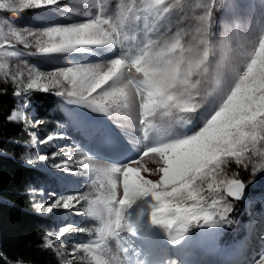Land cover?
<instances>
[{
  "label": "snow or ice",
  "instance_id": "obj_1",
  "mask_svg": "<svg viewBox=\"0 0 264 264\" xmlns=\"http://www.w3.org/2000/svg\"><path fill=\"white\" fill-rule=\"evenodd\" d=\"M82 3L87 7L79 13L85 18L80 22L39 30L11 24L5 30L7 22H0V49L23 45L25 49L34 47L40 55L72 57L71 66L30 71L27 82L12 76L14 94L21 98L23 107L29 106L32 91L46 93L56 88L55 94L66 96L68 103L107 118L97 120L69 111L70 124L84 141L74 139L71 147L82 158L51 164L78 178L86 173L74 169H85L97 180L102 178V197L52 192L55 199L40 202L38 210L45 215L59 209L78 213L77 205L87 202V214L103 222V242L62 243L71 245L73 253L82 249L88 264H177L176 260L151 258L153 248L161 254L166 252L160 233L175 247L182 244L192 227L216 229L231 225L233 204L226 197L242 201L247 184L264 173V164L253 161H264V29L237 60H222L210 71L217 0H204L197 6L202 9L195 17L193 38L197 46H186L179 32L171 37L159 32L154 23L170 18L182 0H119L114 13H109L106 0ZM92 8L96 11H90ZM29 9H48L61 15L74 11L63 8L61 0L0 3V10L20 13ZM2 54L16 57L18 52ZM85 56L96 59L85 60ZM8 76L5 72V82ZM64 84L68 87L62 88ZM8 120H25L20 106ZM32 122L41 123L35 119ZM112 126L118 133L112 131ZM62 138L66 139L67 134ZM53 139L49 135L41 143ZM63 154L58 151L53 155ZM145 157L153 158L158 167L147 168ZM47 160L37 155L28 158L27 163L36 165ZM233 162L245 169L252 166L249 181L236 173L228 175ZM43 171L55 185L73 186L67 177L49 173L46 168ZM145 172L159 179L146 178ZM259 178L264 180V175ZM134 205H139L140 211H130ZM72 231L86 229L72 222L62 223L57 239ZM124 233L140 240L147 250L129 246ZM50 235L44 236L43 246L47 249L53 248ZM109 240L116 241L123 258L111 254ZM253 264H264V251Z\"/></svg>",
  "mask_w": 264,
  "mask_h": 264
},
{
  "label": "rangeland",
  "instance_id": "obj_2",
  "mask_svg": "<svg viewBox=\"0 0 264 264\" xmlns=\"http://www.w3.org/2000/svg\"><path fill=\"white\" fill-rule=\"evenodd\" d=\"M8 0H0V3H7ZM105 2V0H101ZM119 0H106V6L109 13H114V5ZM219 6L214 12V24L212 28V37L210 39V71L215 67V64L221 62L231 63L237 60L248 48L252 41L256 40L259 36L261 29H264V0H217ZM204 3V0H182V5L170 14L169 17H165L162 20L155 21L156 29L159 32L166 33L169 37L175 36L176 33H181L182 41L186 46H197L198 41L194 40L195 36V17L201 14L202 9L197 7ZM61 5L65 9H73L74 11L65 12L64 14H55L48 9H29L23 12L17 13L7 10H0V22L6 21L5 30H7L8 24L15 27L25 28L29 27L35 30L42 29L50 25H66L73 22H80L84 17L79 13L84 10L86 5L82 3V0H61ZM90 11L95 12L96 9L92 8ZM150 24L153 21H149ZM141 28H143V21L140 22ZM227 26V27H225ZM5 51H16L18 55L16 57H7L2 53ZM85 60H94L96 58L85 56ZM72 64V57L61 54L52 55H40L36 52L34 47L25 49L23 45H16L15 48L0 49V86H5L16 91V84L12 81V76H16L18 80L27 82L29 72L32 70H40L44 72L54 71L59 68L68 67ZM8 72L9 76L7 82H5L4 73ZM68 85H62V88H67ZM58 89L50 88L48 93H51L58 100V106L61 111L67 116V124L58 130L54 135V140L51 143L35 142L40 149L32 157L37 155H43L48 157V160L38 161V167L47 169L49 173H58L59 175L67 177L68 180L73 181V186L70 188H61L55 185L52 180L48 185L42 186L40 189L34 190L37 196L38 205L40 202H49L51 199H55L50 193L55 192L56 195L66 194L68 192H75L77 194H88L90 199H96L102 197L104 193V187L101 186V180H97L96 177L87 172L85 169H74L78 172L86 173L85 177H76L71 174V171L61 172L58 169L52 168L51 164L61 163L63 160L76 161L81 159L71 147L73 141L79 133L72 127L69 121V111L85 113L89 117L97 120L107 121V118L102 114L93 113L87 108L79 107L78 105L70 104L67 102L66 96H57L55 93ZM16 101V108L18 106L25 113V120L28 125H35L34 112L30 106L23 107L21 105V98L13 95ZM14 109V110H15ZM112 131L118 133V129L112 126ZM67 134V138H62ZM142 135V133H141ZM84 143L83 139L80 140ZM65 153L61 156H55L56 152ZM254 163L257 165L264 164V161L260 158H253ZM144 165L150 169H156L158 164L153 161L151 157H145L143 161ZM70 169L72 165L69 166ZM237 167L245 169L243 166H237L234 162L231 164L228 175L236 173L238 175ZM248 176L246 179H242L247 182L252 177V166L249 165L246 169ZM146 178L152 180H158V175H152L147 172L143 173ZM259 175H264L260 173ZM257 177L254 183H248L247 199L243 202H239V213L234 220L235 231V243L229 249L221 248L217 245L216 235L213 229L199 228L197 234L192 236L188 234L185 240L180 246H171L164 234L160 233V238L166 245V252L161 254L158 248L152 249L151 258L166 259L172 256L173 253H181L182 247L195 248L196 252L201 255H205L207 259L206 264H253L258 259L259 254L264 251V215L256 218L251 210V205L264 201V180ZM49 178V177H48ZM240 178V177H239ZM50 179V178H49ZM96 183H93V181ZM44 185V184H43ZM87 189L86 192H80L79 188ZM226 199L233 203V200L226 197ZM211 198H209V203ZM88 204L86 201H81L80 205H77L79 212L76 210H54L53 213V228L50 231V238L54 242L55 247L61 256L62 264L66 261H73V264H88L87 257L82 249H77L73 253L72 246L62 241H71L73 244L80 243H102L100 231L103 228V222L87 214ZM130 211H140L139 205H134ZM245 213L249 218H244ZM63 217V220L60 218ZM72 222L78 227H84L85 232L72 231L70 234H66L65 237H58V227L62 223ZM202 222V221H201ZM203 223V222H202ZM155 231L159 232L158 229ZM126 238L129 246H141L142 251L147 250L142 242L137 238L132 237L128 233L123 234ZM110 245V252L113 255H117L123 258V253L120 251L119 246L115 240L108 241ZM186 251H189L186 249ZM248 252L249 255L245 254ZM196 256V255H194ZM195 257L189 259L188 262H182L179 260L178 264H193ZM228 259L229 262H226ZM167 260H170L167 259ZM176 260V259H175ZM219 261V262H217Z\"/></svg>",
  "mask_w": 264,
  "mask_h": 264
},
{
  "label": "trees",
  "instance_id": "obj_3",
  "mask_svg": "<svg viewBox=\"0 0 264 264\" xmlns=\"http://www.w3.org/2000/svg\"><path fill=\"white\" fill-rule=\"evenodd\" d=\"M13 95V89L0 86V264H62L54 242L52 249L43 246L44 236L53 228L54 216L39 212L38 195L34 193V190L48 185L51 179L43 168L28 164L27 159L40 149L35 142L53 136L67 124V118L54 95L32 91L29 102L33 119L41 123L31 127L23 121L11 122L8 116L16 108ZM237 170L241 179L247 178L246 169L237 167ZM86 190L85 187L79 188L80 192ZM232 204L229 218L233 223L213 229L218 245L223 248H230L235 243L234 220L239 213V203ZM251 210L256 218L262 217L264 202L252 204ZM243 216L250 221L245 213ZM197 230L192 227L189 234L195 235ZM245 254L249 255L248 252ZM197 257L203 262L206 260V257ZM188 258L183 256L185 261Z\"/></svg>",
  "mask_w": 264,
  "mask_h": 264
},
{
  "label": "bare ground",
  "instance_id": "obj_4",
  "mask_svg": "<svg viewBox=\"0 0 264 264\" xmlns=\"http://www.w3.org/2000/svg\"><path fill=\"white\" fill-rule=\"evenodd\" d=\"M32 127V126H31ZM83 138L80 136V134L78 136L75 137V140H82ZM184 251V250H183ZM170 260H174V258H170ZM226 262H229L228 259H225ZM196 264V263H194Z\"/></svg>",
  "mask_w": 264,
  "mask_h": 264
},
{
  "label": "water",
  "instance_id": "obj_5",
  "mask_svg": "<svg viewBox=\"0 0 264 264\" xmlns=\"http://www.w3.org/2000/svg\"><path fill=\"white\" fill-rule=\"evenodd\" d=\"M228 198H230L231 200L235 201V200H234L233 198H231V197H228ZM246 198H247V190H246V195H245V197L242 199V201H236V202H243V201L246 200Z\"/></svg>",
  "mask_w": 264,
  "mask_h": 264
}]
</instances>
